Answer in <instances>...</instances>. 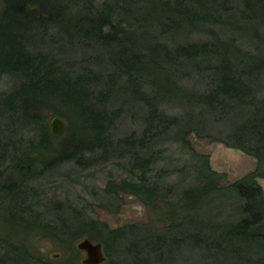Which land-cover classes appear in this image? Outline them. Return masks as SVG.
<instances>
[{"label": "trees", "instance_id": "trees-1", "mask_svg": "<svg viewBox=\"0 0 264 264\" xmlns=\"http://www.w3.org/2000/svg\"><path fill=\"white\" fill-rule=\"evenodd\" d=\"M2 1L0 75H9L13 87L0 97V209L8 210L11 220L46 226L53 237L68 245L84 237L100 241L110 258L108 264H117L111 247L121 246L128 231L136 236L127 244L134 250L130 252L132 264H153V253L174 252L186 242L208 250L212 243L215 250H225L234 242L237 246L232 250L238 256L245 242L264 247V234L259 231L264 226V192L259 183L264 178V97L260 96L264 53L247 50L234 34L251 30L253 21L264 28V0H242L240 8L235 0ZM208 26L216 27L210 38L189 39L191 32L204 33ZM177 37L182 40L169 43ZM55 40L75 52L80 45L94 46L102 65L93 68L83 60L74 68L69 56L57 57ZM186 68L202 75V89L179 83L190 75ZM116 100L119 110L111 111L109 106ZM179 101L200 108V116L207 111L221 120L246 112L222 140L254 156L256 168L227 187H219V173L212 169L209 157L196 154L201 161L195 166L201 183L183 189L181 214L170 229L171 239L140 226L113 229L87 217L75 220L63 210L52 213L53 225H40L43 220L32 202L34 189L30 190L29 183L67 161L85 166L88 153L94 157L101 153L106 159L115 152L128 161L129 173L136 177L110 182L107 192L156 197L157 187L147 177L156 158L148 152L152 143L162 142L170 133L175 141L187 143L195 129L189 121L196 115L192 111L180 117L162 108ZM36 102L51 104L56 114L71 122V150L51 151L49 123L43 113L31 111ZM125 106H146L145 125L140 136L131 133L114 139L111 128ZM3 130L14 137L3 138ZM25 130L35 132L27 147L15 136ZM38 151H48L50 158L40 160L35 156ZM228 191L241 200L238 218L227 224L203 221L200 207L213 194ZM173 230L181 236L173 235ZM0 246V264H55L7 236H0ZM124 264L130 263L125 260Z\"/></svg>", "mask_w": 264, "mask_h": 264}, {"label": "rangeland", "instance_id": "rangeland-1", "mask_svg": "<svg viewBox=\"0 0 264 264\" xmlns=\"http://www.w3.org/2000/svg\"><path fill=\"white\" fill-rule=\"evenodd\" d=\"M96 1L100 2L101 0ZM235 5L240 8L242 0H235ZM2 10L3 1L0 0V16ZM253 22L255 23L252 24L253 28L251 30L247 32L238 30L237 32L234 31V34L240 38L241 43L247 50L255 53L262 51L264 53V28L257 26V21ZM208 27L209 30L204 33L191 32L188 35L189 39L210 38L211 31L216 27ZM48 40L53 39L48 38ZM179 40L181 41L182 37L181 39L179 37L177 39L171 38L168 41L172 44ZM55 41L53 44H55L57 57L69 56L74 68H78L83 60L93 68L102 65V61L97 58L98 52L94 46L90 44H86L87 46L80 45L75 52L76 49L73 51L65 44L64 47L59 40ZM62 47L66 51H61L60 48ZM64 52L66 53L63 54ZM186 70L189 71L190 75H185L186 78L179 80V83L186 88L202 89L205 86L202 75L194 68H186ZM12 87V78L7 74L0 75V97L3 98L11 91ZM260 96L264 97V84L261 87ZM35 107L36 109L33 107L31 111L35 112L37 110L39 115L43 113L44 118L49 123L51 151L63 153L71 150L73 147L71 122L56 114L51 104L38 105L36 102ZM140 107L143 108L140 109ZM145 108L146 106H139V108L125 106L123 115L120 118L118 112V117L111 128L112 137L119 139L120 136L131 133L140 136L145 125ZM162 108L167 113L180 117L185 116L190 111L193 115L194 113L196 115H194V120H189L195 129L188 134L187 143L175 141L172 136L173 133H170V135L168 134L163 138L162 142L152 143L151 148L148 150L156 157L147 172L148 180L157 187L156 197H148V199L145 197L144 199L142 197L145 195L107 192V186L110 182L116 184L124 178L136 179V177L130 175L128 161L119 159L115 152L109 154L106 159L102 158L101 153L96 154V157L88 153L85 166L78 165L74 161H67L29 183L30 190L34 189L33 200H31L36 210L41 213L40 217L43 220V223L39 222L40 225L44 222L53 225L54 216L52 213H55L56 210H63L70 216L74 215L75 220L79 217H87L91 220L100 221L101 225L106 224L113 229L131 225L140 226L144 228V231H151L159 235L165 234L171 239L170 229L173 228L172 225L181 214L179 197L183 189L201 183L197 178L195 168L201 161L196 154L209 157L212 169L219 173L217 181L219 187H227L256 168L257 159L254 156L240 149L227 146L222 140L230 133L236 122L247 116L246 112H238V115L235 114L233 118L221 120L219 116H214L207 111L200 116L201 109L186 101L169 102L164 104ZM109 109L111 111L119 110V100L113 101ZM54 117H60L66 123L64 131L59 135L53 134L51 130ZM2 132L4 133L2 134L4 135L3 138L14 137L9 132L4 130ZM34 133L25 130V132L16 133L15 136L20 139V144L27 147L29 144L28 139L32 138ZM35 156L40 160L50 158L48 151H38ZM8 164L7 161L4 167ZM259 183L262 185L264 192V178H260ZM240 202L241 200L234 192L228 191L226 194L218 192L213 194L206 204L200 207L198 213L200 218L209 224H227L238 218ZM173 231V235L176 233V235L181 236L177 231ZM259 231L264 234V226H261ZM0 236H7L12 241L22 243L36 257L55 264H83V259L87 255L85 251L77 247L79 240L71 245L64 244L58 238L53 237L46 226H27L15 222L9 217V211L2 208L0 209ZM135 237L134 232L128 231L121 246L114 244L115 246L111 247L113 258L117 264H119V261L124 264L125 260L132 264V254L130 252L132 250V253H134V250L133 248L131 250L127 248V244ZM91 240L100 242L95 239ZM235 244L239 246L236 241ZM211 245L208 250L207 247L204 248V245L197 247L186 242L176 247L174 252L166 250L167 252L162 255L152 252L150 259L153 264H263L264 247L258 243H243L239 256L235 255L232 250L233 247L237 246L234 245V242L229 244L225 250H215L213 243ZM103 248L106 260L102 264H108L110 258L105 252L104 245ZM2 252L3 249L0 246V255ZM249 257H253L250 260L251 262H247Z\"/></svg>", "mask_w": 264, "mask_h": 264}, {"label": "water", "instance_id": "water-1", "mask_svg": "<svg viewBox=\"0 0 264 264\" xmlns=\"http://www.w3.org/2000/svg\"><path fill=\"white\" fill-rule=\"evenodd\" d=\"M51 124L52 133L55 135L61 134L66 127L65 121L60 117H54ZM77 247L87 254L83 264H102L106 260L102 242H93L90 238L84 237L78 241Z\"/></svg>", "mask_w": 264, "mask_h": 264}]
</instances>
